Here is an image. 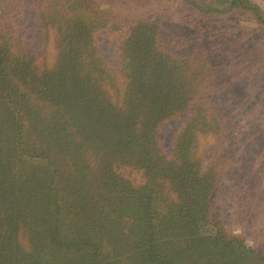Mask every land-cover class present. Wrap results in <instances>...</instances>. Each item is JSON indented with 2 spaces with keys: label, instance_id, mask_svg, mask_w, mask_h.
Masks as SVG:
<instances>
[{
  "label": "rangeland",
  "instance_id": "obj_1",
  "mask_svg": "<svg viewBox=\"0 0 264 264\" xmlns=\"http://www.w3.org/2000/svg\"><path fill=\"white\" fill-rule=\"evenodd\" d=\"M47 1L0 0L5 264H264V0H74L72 39L39 15ZM142 53L158 67L130 77ZM125 160L159 176L219 169L218 224L136 220L122 209L147 177ZM157 180L140 202L160 215L184 190Z\"/></svg>",
  "mask_w": 264,
  "mask_h": 264
},
{
  "label": "trees",
  "instance_id": "obj_2",
  "mask_svg": "<svg viewBox=\"0 0 264 264\" xmlns=\"http://www.w3.org/2000/svg\"><path fill=\"white\" fill-rule=\"evenodd\" d=\"M11 1V0H10ZM70 2H72L73 6H71L73 8V10H69L66 9V12H71L69 15L67 13L61 14L59 15V12H57L58 10L60 11L62 8H65L66 6H62L64 4L63 0H50L47 1L44 5H40L39 6V15H41V17L44 19H46L47 21L45 23L48 24V26H52L54 27L53 32L55 33L57 29H60L62 31V35L58 34L61 36V38L63 37V35L66 33V37L68 35V33L70 34L69 37L72 39V36L74 34H72V32L70 31V26L74 21V15H75V10L74 9H80V7L76 6L74 4V0H69ZM68 2V0H67ZM63 3V4H62ZM76 10V12H78ZM63 12V11H62ZM57 15V16H55ZM66 15L68 17H66ZM49 19V20H48ZM66 21V23L68 21H71L67 28H64L66 25V23H64L65 26L63 25H58L60 22ZM75 22V21H74ZM57 23V25H56ZM56 34V33H55ZM2 37V36H1ZM59 38V37H58ZM56 38L55 42H53L54 47H56V41L59 40V44L61 42V38L58 39ZM6 49V46H5ZM5 49H1L0 51H3V53L5 52ZM7 50V49H6ZM154 60L148 58V57H143V53L139 55V57L134 56V57H129L128 58V66L125 70L129 71V75L131 77V73L133 70H131L130 72V67H133V64H137V65H153V70H155V67L157 68L158 66L153 62ZM26 64H27V60H26ZM26 66V65H25ZM139 70H141L138 67ZM142 71V70H141ZM153 73H149L148 75H152ZM33 76V75H32ZM25 79L28 80V82L30 83L32 80L35 81L34 79H32V77H30L29 79L24 77ZM16 81L19 80L17 79V77H15ZM151 82L153 81H157V84L153 83L154 85V94L157 96V90L158 88L160 89L161 84H160V80L159 79H150ZM3 83L2 79L0 78V84ZM35 87L36 89H38V83L35 82ZM33 84V85H34ZM27 89H29V86L26 85ZM1 89V88H0ZM29 92L28 97L30 100H32L31 98H33V100H40L38 97L40 96L39 92ZM10 101L12 100L11 98H9ZM42 100V99H41ZM40 100V101H41ZM39 101V102H40ZM12 107V106H11ZM158 110V109H157ZM156 110V112H157ZM118 120H121V118L119 117ZM135 126V125H134ZM134 128L132 129V132L134 134ZM123 132L124 131H119V135L121 134L123 136ZM188 146H192V143H190ZM128 149V148H127ZM132 149V148H130ZM133 150V149H132ZM134 150H140V148H134ZM125 159L124 157L121 158ZM155 159L158 160V162H160V164L158 166H155L156 168H158V170L161 171L160 167L164 164V158L163 156H161L160 154L156 153ZM193 163L188 164L187 162H185V166L183 167V171L182 173L177 176L176 171L180 168H178L177 170H174L172 167L169 170H165L162 172L163 176H159L158 174H156V171H154L156 168L153 167L154 163L151 164L150 168H145L142 166L141 163H139V166L136 165L135 163H132L131 160H125L124 164H122V166H126L129 165L132 168H136L137 170H140L142 172L145 173L146 177H147V183L144 187L141 188H131V196L134 198L133 200H130V204H128V207L122 209L123 211H129L132 210L133 214L136 216V220H143V219H151L153 220V222L157 223V229L158 231H161L163 229H165L166 231H169V234H171V232L173 231H178L179 234L182 233L181 230V225L185 226V227H189L187 230H191V229H196L194 225H198L200 224H204V225H210V226H216V224H218V220L214 219V218H210L209 219V214L210 213V204L208 201V196L212 195L214 189H215V185L216 183H218V181H220V170L216 169L213 171L209 170H205L203 173L199 174L198 171H200V168L195 167V168H191L193 165ZM185 169V170H184ZM165 174V175H164ZM193 174L194 176L189 178L190 175ZM120 176V175H119ZM158 177H161L162 179L166 180L167 182H169L168 184L171 186H176L179 188H182L184 190V192H181V190L179 191V197H178V201L175 202H170L169 206H166V209H168V211L164 212L165 214H158L157 212H155V214H153L152 212L148 211V207H149V199H148V203L145 205L143 202H140V197H144V196H140V194H147L148 197V192L147 189H149V191L151 190L149 187L151 184H153V186L157 185L159 183V181L157 180ZM120 181L124 182L127 186L132 187V185L128 182V180L123 179L122 176H120ZM99 189V188H98ZM174 191V190H173ZM188 196V199L190 201L193 202L194 207L198 209L193 211L191 210V208H185V209H180V205L178 204L179 200L181 199V197L183 196ZM145 198V197H144ZM189 203V202H188ZM94 204L96 205V202H94ZM177 208V211H174ZM162 211H164V208H162ZM209 216V217H208ZM147 225V224H146ZM170 237V235H169ZM6 259H4V255L2 256L0 254V264H5Z\"/></svg>",
  "mask_w": 264,
  "mask_h": 264
}]
</instances>
